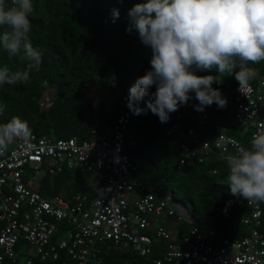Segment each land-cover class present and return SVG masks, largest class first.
<instances>
[{"label":"trees","instance_id":"obj_1","mask_svg":"<svg viewBox=\"0 0 264 264\" xmlns=\"http://www.w3.org/2000/svg\"><path fill=\"white\" fill-rule=\"evenodd\" d=\"M31 2L29 38L33 47L41 52L42 64L39 71L33 69L30 72L27 83L0 85V109H3L0 124L20 117L27 122L30 132L37 136L48 135L54 141L75 138L81 142L91 139L94 129L102 131L109 125L113 126L122 111L127 109L130 118L124 149L139 167L135 177L144 183L146 191L156 197L171 195L174 201L187 204L193 216L191 221L180 222V228L172 232L173 238L179 239L192 226L214 230L215 242L218 243L224 238L248 236L250 227L242 224L241 220L248 215L249 208L244 200L230 194L226 158H219L217 152L203 155L199 151L203 156L202 162L194 159L193 164H180L185 158L182 146L192 142L188 137L190 128L195 130L199 139H211L217 126L242 139L245 127L234 119L233 97L237 84L234 76L221 77L222 84H213L227 98V107L221 109L215 103L206 106L208 117L202 125L195 121L193 105L199 101L194 93L188 105L171 113L166 123H161L150 110L135 115L126 106L127 100L122 105V98H127L136 78L150 70L151 50L141 42L137 32L126 31L127 11L143 0ZM5 5L10 6L11 0H5ZM114 8L119 9L120 17L112 23L111 11ZM2 32L3 28H0ZM26 64L27 61H22L19 56L9 59L0 47V67L7 66L15 71L24 69ZM197 74L215 75V72ZM98 81L112 96L120 93L119 98L101 93L100 89L94 93ZM46 90H50L52 96L50 105L44 108L41 103L46 98ZM155 90L153 86L151 91ZM149 98L146 96L144 100ZM140 106L145 107L144 101ZM249 142L246 147H249ZM191 148L196 149L195 146ZM39 166L43 175L38 185L43 196L62 195L70 201L73 194L81 193L92 201L104 188L103 182L94 176L91 180L78 168H70L66 160L57 163L56 167H61L58 175L48 171L46 162ZM27 171H32L29 165L25 178H28ZM61 224L60 230H65V224ZM58 232L52 244H56L62 234ZM165 246V241L154 238L150 254L143 257L132 248L122 250L112 242H106L99 246L98 264H152L163 257ZM59 253L68 264L74 263L65 250H59ZM35 262L44 264L38 259Z\"/></svg>","mask_w":264,"mask_h":264},{"label":"built area","instance_id":"obj_2","mask_svg":"<svg viewBox=\"0 0 264 264\" xmlns=\"http://www.w3.org/2000/svg\"><path fill=\"white\" fill-rule=\"evenodd\" d=\"M255 75L248 88L235 87L236 123L250 132V142L264 132V61L248 64ZM127 100L124 97L123 103ZM208 115L195 110V121L202 125ZM130 113L123 111L117 123L102 131L94 129L91 140L78 143L75 139L54 141L49 136L34 133L25 139L14 138L11 148L0 155V264H68L59 250L66 251L73 264H98L101 244L112 242L122 250L132 248L140 256L151 252L154 238L165 241L162 258L152 264H264V202L244 200L249 213L241 223L250 227L243 238H224L215 242L214 230L192 226L179 239L166 226H155L154 219L190 220L183 204L169 205L171 196L158 198L146 191L144 183L135 177L139 167L125 152V132ZM177 127V126H176ZM190 145H183L184 164L194 159L203 161L202 154L217 152L226 158L242 148L240 140L229 135L222 126L215 128L211 139H199L195 130H188ZM192 146L196 149L192 150ZM202 152V154L199 153ZM66 160L70 168L95 174L104 183L101 193L92 201L75 193L68 201L65 196H43L37 171L34 180L25 178L26 167L43 164L52 175H58ZM243 200V199H242ZM59 223L65 224L60 230ZM262 228V229H261ZM61 231L56 244L53 237Z\"/></svg>","mask_w":264,"mask_h":264},{"label":"clouds","instance_id":"obj_3","mask_svg":"<svg viewBox=\"0 0 264 264\" xmlns=\"http://www.w3.org/2000/svg\"><path fill=\"white\" fill-rule=\"evenodd\" d=\"M32 11L31 0H11L10 6L0 0V28H3L0 47L9 59L19 56L27 61L24 69L0 67V85L27 83L30 72L40 69L42 54L29 38ZM119 17V9H112V23ZM127 19L126 31L137 32L141 42L151 50V67L130 87L126 106L135 115L150 110L161 123L168 122L170 114L179 107L187 106L193 93L199 101L193 105L194 117L195 110L205 111L213 103L226 108L227 98L213 84H222L221 77L234 76L239 90L248 88L255 75L248 64L264 61V0H143L128 9ZM213 71L215 75L197 74ZM51 96V91L46 90L42 107L50 105ZM113 96L119 98L120 93ZM146 96L150 98L145 101ZM123 100L124 97L122 103ZM141 101L145 107L140 106ZM30 135L27 122L20 117L0 124V155L9 145L12 147L14 138L28 139ZM226 163L230 194L264 202V132L257 133L248 148L227 155ZM86 175L97 180L95 174Z\"/></svg>","mask_w":264,"mask_h":264},{"label":"rangeland","instance_id":"obj_4","mask_svg":"<svg viewBox=\"0 0 264 264\" xmlns=\"http://www.w3.org/2000/svg\"><path fill=\"white\" fill-rule=\"evenodd\" d=\"M100 89L101 93H105L108 94L107 90L105 89V86H101L100 82H96L95 83V89H94V93H97V90ZM109 95V94H108ZM252 131V128L249 129V131H244V133L241 135V140L240 142L247 146V143L250 141V132ZM238 139V138H237ZM239 140V139H238ZM137 161H139L137 159ZM32 171H27V176L28 179L34 180V176H36V172L40 171L42 168H39V164H31L30 165ZM89 178H91V180H93V176H89ZM169 205L172 207H176V202L174 200H170L169 201ZM154 224L155 226H166L168 230H170L171 232H174L175 230H178L181 226L180 222H178L176 219L174 218H169V217H164L161 219H154Z\"/></svg>","mask_w":264,"mask_h":264},{"label":"water","instance_id":"obj_5","mask_svg":"<svg viewBox=\"0 0 264 264\" xmlns=\"http://www.w3.org/2000/svg\"><path fill=\"white\" fill-rule=\"evenodd\" d=\"M174 194V192H172V195ZM182 204L184 205V206H187L188 207V205L187 204H185L184 202H182ZM193 219V216L191 215V220Z\"/></svg>","mask_w":264,"mask_h":264}]
</instances>
